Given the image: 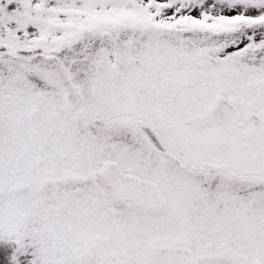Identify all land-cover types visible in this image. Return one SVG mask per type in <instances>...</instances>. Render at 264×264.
Segmentation results:
<instances>
[{
	"label": "snow or ice",
	"instance_id": "1",
	"mask_svg": "<svg viewBox=\"0 0 264 264\" xmlns=\"http://www.w3.org/2000/svg\"><path fill=\"white\" fill-rule=\"evenodd\" d=\"M0 264H264V0H0Z\"/></svg>",
	"mask_w": 264,
	"mask_h": 264
}]
</instances>
